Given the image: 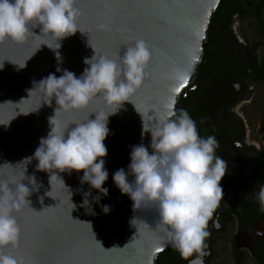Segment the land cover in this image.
I'll return each instance as SVG.
<instances>
[{
	"label": "water",
	"instance_id": "1",
	"mask_svg": "<svg viewBox=\"0 0 264 264\" xmlns=\"http://www.w3.org/2000/svg\"><path fill=\"white\" fill-rule=\"evenodd\" d=\"M219 2L77 0V22L82 32L78 29L63 38L59 49L44 45L55 48L56 41L41 34L39 26L31 29L22 43L10 39L0 43V62L4 61L0 69V165L8 163L0 167V178L19 180L26 168L25 176H34L38 184V190L26 197L29 205L13 213L20 225L19 246L6 251L22 257L27 264H155L158 255L170 249L156 227L155 207L133 210L128 195L115 187L112 174L119 168L127 169L132 145L149 146L150 132L141 136L143 120L146 127H153L155 116L166 109L177 114L180 97L194 82L202 62L207 29ZM137 38L149 45L151 61L135 94L108 117L110 134L103 143L109 175L102 185L108 195L97 204L92 202L97 190L79 182L82 171L58 173L65 187L58 176L49 182L50 174L38 171L35 159L24 161L50 131L49 117L57 107L54 99L49 106L40 92L29 90L33 81L49 73L59 77L64 69L78 77L88 67L84 58L95 53L116 59L117 53L123 54V45ZM24 63V67L18 66ZM57 67L62 71L56 72ZM184 77L187 83L180 88ZM103 106V99L96 98L85 109L59 112L56 119H95L93 112ZM148 150L151 153V148ZM21 183L31 190L28 179ZM87 191H91L88 199L95 215L81 207ZM103 204L111 207L108 214L102 212ZM133 217L134 225L130 223Z\"/></svg>",
	"mask_w": 264,
	"mask_h": 264
},
{
	"label": "clouds",
	"instance_id": "2",
	"mask_svg": "<svg viewBox=\"0 0 264 264\" xmlns=\"http://www.w3.org/2000/svg\"><path fill=\"white\" fill-rule=\"evenodd\" d=\"M76 5L77 0H0V43L5 39L22 43L31 29L39 26L41 34L56 41L55 48L44 45L59 49L63 38L78 29L82 32L78 27L80 12ZM123 46V54L117 53L116 59L96 53L85 57L83 63L88 67L78 77L57 67L56 72L62 71L59 77L49 73L33 81L29 90L40 92L46 98L44 104L49 106L54 99L57 107L49 117L50 131L40 138L32 156L24 161L35 159L36 169L50 174L49 182L58 176L65 187L58 173L71 175L73 171H82L79 182L97 190V195L92 197V202L97 204L108 195V189L102 187L109 175L104 159L107 149L103 143L110 134L108 117L116 114L122 102L135 94L152 55L144 39L137 38ZM3 62L0 69L4 67ZM96 98H102L104 106L93 112L95 119L88 117L79 122L56 119L59 112L85 109ZM145 132L151 135L149 146L143 143L131 146L127 169L115 170L113 183L122 194L128 195L133 210L155 207L156 227L163 234L161 239L181 259L188 264H204L208 222L223 196L220 180L226 170L225 161L216 155L218 142L212 136L201 137L195 122L184 110L176 114L166 109L162 115L155 116L153 127H146L143 120L142 137ZM25 171L26 168L19 180L0 178V264H27L22 257L6 251L19 246L20 225L13 213L29 205L26 197L38 190L35 177H26ZM24 179L32 185L31 190L21 183ZM89 196L91 191L83 193L81 207L95 215ZM255 199L264 212V183L260 184ZM100 207L104 214L111 211L107 204ZM135 219L130 220L132 225Z\"/></svg>",
	"mask_w": 264,
	"mask_h": 264
},
{
	"label": "flooded vegetation",
	"instance_id": "3",
	"mask_svg": "<svg viewBox=\"0 0 264 264\" xmlns=\"http://www.w3.org/2000/svg\"><path fill=\"white\" fill-rule=\"evenodd\" d=\"M239 13L237 0L236 8L225 9L212 25L211 18L207 32L216 44L203 51L195 80L177 109V114H189L201 137L216 139V155L226 164L220 180L223 196L208 222L204 264H215L222 256L233 264H264V212L255 199L264 183V126L258 123L260 138L255 140L243 111L253 99V71L259 62L255 48L233 29ZM158 256L155 264H188L172 247Z\"/></svg>",
	"mask_w": 264,
	"mask_h": 264
},
{
	"label": "rangeland",
	"instance_id": "4",
	"mask_svg": "<svg viewBox=\"0 0 264 264\" xmlns=\"http://www.w3.org/2000/svg\"><path fill=\"white\" fill-rule=\"evenodd\" d=\"M259 21L263 22L262 27H264V11L257 18L253 8H247L240 0V13L234 18L233 29L239 39H242L248 46L255 48V54L260 63L264 57V36L262 35V27L258 24ZM252 86L253 99L243 107V111L250 122L253 138L259 140L260 131L257 130V125L261 123L264 126V84L260 80L254 79ZM222 257L219 262L214 263L233 264L228 257Z\"/></svg>",
	"mask_w": 264,
	"mask_h": 264
},
{
	"label": "trees",
	"instance_id": "5",
	"mask_svg": "<svg viewBox=\"0 0 264 264\" xmlns=\"http://www.w3.org/2000/svg\"><path fill=\"white\" fill-rule=\"evenodd\" d=\"M237 0H220L218 7L216 8L211 25L216 23L219 20L220 16L223 14L225 9L234 10L236 8ZM240 1V0H239ZM243 4L247 6V8H253L255 16L260 17L261 13L264 11V0H242ZM259 26H263V22H258ZM208 41L203 44V50L211 49L212 46L216 44V39L213 37L212 32L210 30L207 32ZM262 35L264 36V27H262ZM253 79L260 80L264 84V57L261 59V62L258 64L256 69L253 71ZM264 136V130H262ZM161 255V254H160ZM160 256H158L157 260H159Z\"/></svg>",
	"mask_w": 264,
	"mask_h": 264
},
{
	"label": "snow or ice",
	"instance_id": "6",
	"mask_svg": "<svg viewBox=\"0 0 264 264\" xmlns=\"http://www.w3.org/2000/svg\"><path fill=\"white\" fill-rule=\"evenodd\" d=\"M103 27V25H101ZM184 83L180 85V88H183L187 83V77H184ZM180 88L175 89V91L178 93L180 91ZM157 252L161 251V249H156Z\"/></svg>",
	"mask_w": 264,
	"mask_h": 264
}]
</instances>
